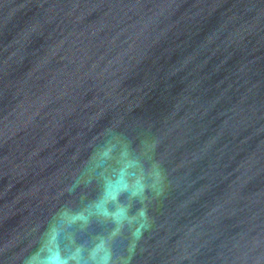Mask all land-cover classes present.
Wrapping results in <instances>:
<instances>
[{"label":"water","instance_id":"water-1","mask_svg":"<svg viewBox=\"0 0 264 264\" xmlns=\"http://www.w3.org/2000/svg\"><path fill=\"white\" fill-rule=\"evenodd\" d=\"M101 242L264 264V0H0V264Z\"/></svg>","mask_w":264,"mask_h":264},{"label":"clouds","instance_id":"clouds-1","mask_svg":"<svg viewBox=\"0 0 264 264\" xmlns=\"http://www.w3.org/2000/svg\"><path fill=\"white\" fill-rule=\"evenodd\" d=\"M97 253H100L99 257H97ZM91 255L94 259H97V264H108L110 251L106 247L105 243L101 242L95 249H93ZM47 264H65V259L58 253H54L49 255L47 258Z\"/></svg>","mask_w":264,"mask_h":264}]
</instances>
